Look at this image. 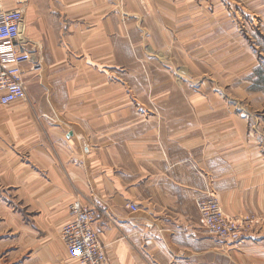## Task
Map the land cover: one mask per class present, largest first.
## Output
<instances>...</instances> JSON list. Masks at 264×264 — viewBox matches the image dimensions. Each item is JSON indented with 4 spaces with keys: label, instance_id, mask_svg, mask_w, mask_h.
Instances as JSON below:
<instances>
[{
    "label": "crops",
    "instance_id": "crops-1",
    "mask_svg": "<svg viewBox=\"0 0 264 264\" xmlns=\"http://www.w3.org/2000/svg\"><path fill=\"white\" fill-rule=\"evenodd\" d=\"M247 1L0 0L21 11L27 96L46 84L32 98L43 115L0 118V264H78L60 232L76 197L97 206L110 264H264V162L250 114L220 103L187 64L236 58ZM141 63L165 66L166 95L183 106L125 124L119 108L99 138L90 100H125L127 67L139 79ZM207 193L229 216L254 214L243 242L204 232L196 200Z\"/></svg>",
    "mask_w": 264,
    "mask_h": 264
},
{
    "label": "rangeland",
    "instance_id": "rangeland-1",
    "mask_svg": "<svg viewBox=\"0 0 264 264\" xmlns=\"http://www.w3.org/2000/svg\"><path fill=\"white\" fill-rule=\"evenodd\" d=\"M247 6L245 10L235 15L238 22H235L234 26L236 37V58L234 60L220 59L187 64L194 70L191 75L198 80H204L203 83L208 91H211L210 88L216 87L217 99L220 100V103L238 102L241 110L246 109L249 112L247 130L250 131L249 136L252 137V142L257 146L260 160L264 162V0H254V2L248 0ZM223 46L220 44L219 49H223ZM205 47L206 45L199 46V48ZM245 50L249 55L244 54ZM138 67L139 79L134 76L132 67H127L128 71H126L124 79L126 82L124 84L125 100L122 99L118 102L117 99H111L109 102L100 94H98V99L90 100V112L91 114L96 113L91 116V126L100 127L97 132L99 138L104 137L105 126L111 128V125L119 123L120 115H116L114 112L119 108L127 111L121 115L125 124V122L134 123L136 117L148 119L155 116L157 114L155 107L183 106L182 96L175 95L176 98H172L166 95L165 66L163 64L146 65L141 63ZM229 67L235 72L234 75L228 73ZM42 76L44 77V73ZM42 84L41 93H38L36 85H33L29 89L26 100L16 101L7 104V106L0 105V118L17 117L22 119L24 116L43 115L39 105L33 104L32 101L36 95L45 93L44 79ZM193 84L196 87L197 82ZM224 214L228 217L237 216L246 219L250 231L255 226L256 217L254 214L232 216L225 212Z\"/></svg>",
    "mask_w": 264,
    "mask_h": 264
},
{
    "label": "built area",
    "instance_id": "built-area-1",
    "mask_svg": "<svg viewBox=\"0 0 264 264\" xmlns=\"http://www.w3.org/2000/svg\"><path fill=\"white\" fill-rule=\"evenodd\" d=\"M18 1V0H16ZM21 11L5 10L0 6V105L26 100L25 65L32 63V55L24 49L19 35ZM132 211L135 205L129 204ZM196 208L204 232L217 240L229 243L243 242L250 230L246 219L228 217L222 212L212 193L197 197ZM97 206L82 203L78 197L68 207L69 220L60 230L68 258L78 264H110L104 245L101 244L94 223L98 218Z\"/></svg>",
    "mask_w": 264,
    "mask_h": 264
}]
</instances>
